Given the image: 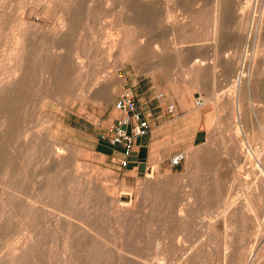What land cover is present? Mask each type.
Wrapping results in <instances>:
<instances>
[{
	"label": "rangeland",
	"instance_id": "rangeland-1",
	"mask_svg": "<svg viewBox=\"0 0 264 264\" xmlns=\"http://www.w3.org/2000/svg\"><path fill=\"white\" fill-rule=\"evenodd\" d=\"M131 85L186 155L137 180ZM0 100V264H264V0H0Z\"/></svg>",
	"mask_w": 264,
	"mask_h": 264
},
{
	"label": "built area",
	"instance_id": "built-area-1",
	"mask_svg": "<svg viewBox=\"0 0 264 264\" xmlns=\"http://www.w3.org/2000/svg\"><path fill=\"white\" fill-rule=\"evenodd\" d=\"M162 96V94L159 95V97ZM197 103L201 104L202 101L198 100ZM114 106L120 112V115L100 133V138L102 141L122 149L124 158L120 164L126 167L130 162L129 158L135 139L147 134L150 131V124L139 109L138 100L131 87L123 86V90L115 100ZM175 111L174 103L166 105L168 114H173ZM185 157L183 151H178L169 156L168 162L170 166H177L182 163Z\"/></svg>",
	"mask_w": 264,
	"mask_h": 264
},
{
	"label": "crops",
	"instance_id": "crops-1",
	"mask_svg": "<svg viewBox=\"0 0 264 264\" xmlns=\"http://www.w3.org/2000/svg\"><path fill=\"white\" fill-rule=\"evenodd\" d=\"M130 87L136 95L139 109L142 111L144 117L150 124V131L147 134L135 139L133 150L129 158L130 162L128 167L125 169L126 175H129L137 180L141 174H146V172L154 165H156V167L162 166L164 161L173 153V146L170 145V133H172L174 120L165 119L162 110L160 109L154 111V107L156 108L157 106H160L161 102L157 106H152L151 101L150 103L147 101L146 104L142 97L137 94L135 88H133L132 85ZM155 114L156 119L154 117ZM157 119L159 126L156 125ZM158 135H161L160 139H158ZM119 149L122 151L121 148ZM117 154L122 156V159L124 158L123 152V155L118 151Z\"/></svg>",
	"mask_w": 264,
	"mask_h": 264
},
{
	"label": "bare ground",
	"instance_id": "bare-ground-1",
	"mask_svg": "<svg viewBox=\"0 0 264 264\" xmlns=\"http://www.w3.org/2000/svg\"><path fill=\"white\" fill-rule=\"evenodd\" d=\"M66 33V32H65ZM65 33H63V34H65ZM66 36V35H65ZM64 36V37H65ZM52 37V36H51ZM61 37H63V35H61ZM35 40V39H34ZM50 48V47H49ZM33 57V56H32ZM35 57V56H34ZM53 58V57H52ZM258 58V57H257ZM25 60H26V57H25ZM28 60V59H27ZM36 60H37V58H36ZM39 60V59H38ZM40 60H41V58H40ZM53 60V59H52ZM34 63H35V61H33ZM37 62V61H36ZM48 63V62H47ZM31 64V63H30ZM39 64V63H38ZM37 64V65H38ZM33 67V66H32ZM38 67V66H37ZM43 67V66H42ZM41 67V68H42ZM12 68V67H11ZM10 68V69H11ZM35 68V67H34ZM36 69H38V68H36ZM32 71H34V70H32ZM36 71V70H35ZM43 71H44V69H43ZM19 72V71H18ZM20 73V72H19ZM35 73V72H34ZM28 74V73H27ZM39 74H40V72H39ZM44 74V73H43ZM56 74V73H55ZM6 75V74H5ZM35 75V74H34ZM42 75V74H41ZM40 75V76H41ZM242 76L244 75V73L243 74H241ZM240 75V76H241ZM250 75V74H249ZM248 75V76H249ZM252 75V74H251ZM43 76V75H42ZM41 76V77H42ZM31 77H33V76H31ZM244 77H246V76H244ZM21 78V75L20 74H15L14 76H12V77H9L8 79H9V81H18L19 79ZM37 78V77H36ZM29 79V78H28ZM38 79H40V78H38ZM42 79H43V77H42ZM243 80H244V78H242ZM33 80H36V79H33ZM42 81V80H41ZM40 81V82H41ZM239 81H241L240 79H239ZM251 81H252V79H251ZM250 81V82H251ZM8 82V81H7ZM39 82V83H40ZM55 82V79H54V69L52 68V65L50 64L48 67H47V69H46V71H45V75H44V87H45V92H47V94H45L46 95V97L48 96V94L50 93V92H52V88H53V86H54V84L56 83H54ZM237 82V81H236ZM16 83H18V82H16ZM33 83V82H32ZM39 83H38V86H39ZM242 84V83H241ZM24 85V84H23ZM34 85V84H33ZM236 85H238V84H236ZM251 85V84H250ZM15 86V85H14ZM241 86V85H240ZM20 87V86H19ZM33 87V86H32ZM8 87H6V89H7ZM14 89H15V87H14ZM13 89V90H14ZM19 89V88H18ZM3 90V89H2ZM11 90V89H10ZM26 90H28V87H27V89ZM25 90V91H26ZM55 91V90H54ZM6 92V91H5ZM18 92V91H17ZM16 92V93H17ZM27 92H29V91H27ZM27 92H25V94L27 93ZM37 93H39V91H37ZM37 93H35V94H37ZM12 94V93H11ZM17 94H21V93H17ZM30 94V93H29ZM34 95V94H33ZM41 95V94H40ZM43 95V94H42ZM44 95V96H45ZM38 96V95H37ZM51 96H52V93H51ZM22 97V96H21ZM36 97V96H35ZM41 97V96H40ZM39 97V98H40ZM43 97V96H42ZM41 97V98H42ZM21 99V98H20ZM35 99V98H34ZM45 99V98H44ZM44 99H41V100H44ZM51 99H52V97H51ZM25 100V99H24ZM23 100V101H24ZM31 100V99H30ZM39 100V99H38ZM1 101V100H0ZM10 101V100H9ZM35 101V100H34ZM4 102V101H3ZM38 102H40L39 104H41V101H38ZM6 103V102H5ZM28 103V102H27ZM27 103H25V104H27ZM36 104V103H35ZM37 105H38V103H37ZM8 106V105H7ZM39 106V105H38ZM13 107V106H12ZM13 109V108H12ZM24 114V113H23ZM27 126V125H26ZM27 128H28V126H27ZM10 130V129H9ZM25 133V132H24ZM21 137V136H20ZM32 139V138H31ZM15 143V142H14ZM8 171V170H7ZM11 173V172H10ZM264 177V176H263ZM113 197V196H112ZM114 198V197H113ZM110 199H111V197H110ZM114 200H116V199H114ZM111 201V200H110ZM81 207V206H80ZM127 210H129V209H127ZM123 212V211H122ZM122 212H120V213H122ZM126 211H124V215L125 214H127V213H125ZM23 250H24V248H23ZM253 251V250H252ZM22 252V251H21ZM21 254H23V253H21ZM252 254V253H251ZM23 259V258H22ZM27 260V259H26ZM251 260V259H250Z\"/></svg>",
	"mask_w": 264,
	"mask_h": 264
}]
</instances>
